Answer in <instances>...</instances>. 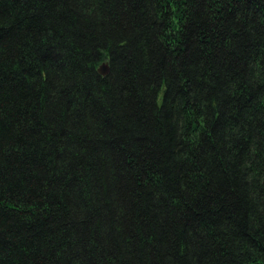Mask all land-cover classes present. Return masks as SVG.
<instances>
[{
  "label": "trees",
  "instance_id": "obj_1",
  "mask_svg": "<svg viewBox=\"0 0 264 264\" xmlns=\"http://www.w3.org/2000/svg\"><path fill=\"white\" fill-rule=\"evenodd\" d=\"M0 264H264V0H0Z\"/></svg>",
  "mask_w": 264,
  "mask_h": 264
},
{
  "label": "water",
  "instance_id": "obj_2",
  "mask_svg": "<svg viewBox=\"0 0 264 264\" xmlns=\"http://www.w3.org/2000/svg\"><path fill=\"white\" fill-rule=\"evenodd\" d=\"M99 72L102 74V75H107L109 73V68L106 64H104L103 66H101Z\"/></svg>",
  "mask_w": 264,
  "mask_h": 264
}]
</instances>
